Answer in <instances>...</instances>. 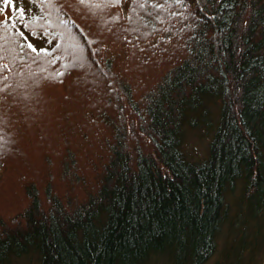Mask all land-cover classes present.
<instances>
[{
	"label": "trees",
	"instance_id": "1",
	"mask_svg": "<svg viewBox=\"0 0 264 264\" xmlns=\"http://www.w3.org/2000/svg\"><path fill=\"white\" fill-rule=\"evenodd\" d=\"M29 1L0 13V264H206L239 186L215 264H252L264 0Z\"/></svg>",
	"mask_w": 264,
	"mask_h": 264
},
{
	"label": "rangeland",
	"instance_id": "2",
	"mask_svg": "<svg viewBox=\"0 0 264 264\" xmlns=\"http://www.w3.org/2000/svg\"><path fill=\"white\" fill-rule=\"evenodd\" d=\"M10 1H13V3H14L13 4L14 5L13 10H16L17 8L22 9L27 17L34 15L37 12L29 0H10ZM5 8H6V6L4 5V0H0V9H2V10H0V13H4ZM9 12H7V13H9ZM31 41H35V39L34 40L32 39ZM208 140H209L208 137H203L198 132H190L187 135L185 147L187 148V150L189 151V153L192 157H194L196 159L197 158H203L207 154V148H208V142H209ZM239 195H240V186H239L238 190H236V192L234 194H232V196H230V198H229V204L231 207L230 216L228 217L229 221H228L227 225H225V227L223 228L222 232L220 233L221 236L219 238V244H218V249H217L216 253L212 256V258H210V260L206 264H215L216 261L219 258H221L223 253L226 251L225 246L227 247L228 242L230 244L232 239L234 238L233 235H231L229 233V227H230L231 220L234 219V213L236 211V210L234 211V209H236L235 203H236ZM235 230L236 229H233V231H235ZM248 230H249L248 231L249 237H247V239H246V241H247L246 245L250 249L252 247H255V246H253V243H251L252 240H249V238H251V236L254 235L253 232H255V230L261 231L259 233V238L261 239V242L257 243L259 245V247H258L259 250L254 255H252V259H250V261L252 264H264V244L262 242V238L264 239V222H262V224H260L257 228L255 227V229H253V228L251 229V226H250ZM233 231H231V232H233ZM239 236L240 235L238 234V237ZM254 245H255V243H254ZM246 251H247L246 253L250 252L249 249H247ZM246 258H249V256L248 255L246 256V254H245V259ZM166 263L167 262H166L165 258H160L159 260H154L152 262V264H166ZM17 264H38V263H37V261L33 262L30 260H25V261L22 260V261H20V263H17Z\"/></svg>",
	"mask_w": 264,
	"mask_h": 264
},
{
	"label": "snow or ice",
	"instance_id": "3",
	"mask_svg": "<svg viewBox=\"0 0 264 264\" xmlns=\"http://www.w3.org/2000/svg\"><path fill=\"white\" fill-rule=\"evenodd\" d=\"M81 2H84V0H81ZM120 0H112V3L116 4V3H119ZM10 3V0H4V5L7 6L8 4ZM2 10V9H0ZM33 51H36L35 49H33ZM3 67H0V72H3ZM6 79V77H5Z\"/></svg>",
	"mask_w": 264,
	"mask_h": 264
}]
</instances>
